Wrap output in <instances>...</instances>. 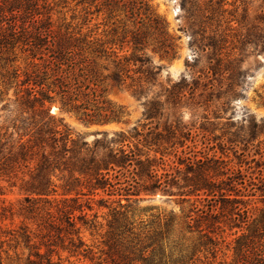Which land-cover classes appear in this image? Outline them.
Listing matches in <instances>:
<instances>
[{
	"label": "trees",
	"instance_id": "16d2710c",
	"mask_svg": "<svg viewBox=\"0 0 264 264\" xmlns=\"http://www.w3.org/2000/svg\"><path fill=\"white\" fill-rule=\"evenodd\" d=\"M49 1L0 0V62L5 69L4 77L9 85L18 82L17 89L24 88L16 93L23 92L21 99L16 100L21 107L22 119L12 126H6V122L0 120V179L25 195L17 208L8 205L1 210V219H18L20 223L17 226L11 223V227L0 226V264L2 254L9 257L10 252L18 254L23 250L28 251L26 264H63L79 256L96 260V264H191L203 247L210 251L215 262L220 252L218 247L225 243V230L217 227L220 229L217 234L214 229L221 223L231 224L230 228L237 230L233 234L232 261L222 260L219 264H264V210L254 217L250 203L243 200L244 197H254L252 191L255 187L264 193V178H261L260 185L249 184L247 195L240 194V190L232 185L236 179L244 183L246 175H242L241 165L250 170L251 164L256 162L250 157L255 148L264 144L259 141L264 136L263 126L245 119L247 126L238 127L222 143L237 149L235 152H240L241 160L240 169L231 172L226 180H219L223 175L220 172L222 163L214 157H204L190 162L189 173L193 176L184 180L189 184L183 188H179L178 180L172 174L159 175L155 159L146 156L142 160L133 151L124 150L123 146L117 150L109 149V143L123 145L126 137L122 135L110 142L96 141L93 146L73 139L63 122L56 121L50 113L48 104L54 103L56 97H59L61 109L75 113L88 123L119 118L112 106H103L107 104L105 100L97 102L105 89L102 88L100 94L93 93L91 102L88 100L89 94L80 90L74 75L76 70L92 66L96 60L109 59L113 71L106 79L111 86L122 87L131 80L127 88L132 89L134 95H143L144 86L155 85L160 75L159 67H151L149 47L153 53L168 56L173 51V38L166 22L146 0H79L78 6L84 7L85 16L106 14V19H115L124 28L126 22L138 20L139 26L133 31L123 28L120 34L116 30L103 32L99 38L91 33L84 34L82 27L76 32L69 26L64 32L55 31ZM213 1L209 0L203 8L198 1L183 0L181 8L184 19L189 23L197 22L195 37H201L205 49L213 51L206 74L210 82L217 83L216 99H223L225 102L221 104L226 106L237 91L243 89L246 76L240 60L230 52H223V41L214 35L206 36L209 21L220 15L213 7ZM222 3L219 1L216 5L221 7ZM258 21L264 26V14ZM19 23L22 24L20 27ZM245 44L260 47L259 52L264 54V35L256 34L250 42L243 41L241 47ZM18 50L29 53L30 70L21 71L15 66ZM131 74H140L142 78L135 81ZM91 79L95 87L105 80L96 74ZM209 85L208 89L212 90L213 83ZM181 89V85L173 86L164 103L160 102L159 96L157 101L149 103L148 118L160 115L165 103L180 100L183 96ZM177 130L178 126L173 131L169 125L165 129L167 135L158 133L153 141L169 143ZM126 166L132 168V172L130 168L127 170L130 178L121 173ZM111 172L117 175L111 178ZM57 174L61 175L58 180L63 181L61 199L54 197ZM64 174L68 176L66 179ZM174 188H185L188 193L185 196L200 200L199 204L192 205L193 215L186 216L189 222L181 227L189 231L196 228L200 234L199 243L191 252L178 243L169 253L164 249L165 240H171L180 224L174 212L165 216L163 221L158 218L146 221L135 214L131 205L122 206L120 201L109 203L98 193L109 198H127L130 193L141 190H160L173 196L171 190ZM82 197H88L84 204L80 202ZM95 206L107 210L102 216L103 222H99L100 215L98 211L94 212ZM82 229L89 231L92 238H100L103 248L99 257L84 240ZM64 253L68 254L65 259Z\"/></svg>",
	"mask_w": 264,
	"mask_h": 264
},
{
	"label": "rangeland",
	"instance_id": "374dc122",
	"mask_svg": "<svg viewBox=\"0 0 264 264\" xmlns=\"http://www.w3.org/2000/svg\"><path fill=\"white\" fill-rule=\"evenodd\" d=\"M78 1H49L52 5L51 15L55 31L64 32L65 27L69 26L71 31L76 32L82 27L84 34H94L93 37L95 38H99L103 32L112 33L116 30L119 34L122 33L124 26L115 19H106V14L85 16L84 7L78 6ZM146 1L166 22L167 30L173 38V51L168 56L153 53L151 47L148 49L152 62L151 67L160 68V75L155 85L144 86L143 95H134L133 90L127 88L131 80H127L122 87H112L106 78L113 71V65L111 60L103 58L96 60L92 66L81 67L82 70H76L74 75L77 76L81 92L89 94L88 100L90 102L94 99L93 93L100 94V90L105 89L103 97L99 98L97 102L105 100L107 104L103 106H112L115 112L119 114V118L108 122L88 123L80 119L75 113L61 109L59 97H56L54 103L48 104L50 113L56 121L63 122L73 139L85 141L89 146H93L96 141L117 140L120 135L126 137L123 145L120 143L111 145L109 143V149L117 150L123 146L124 150L133 151L142 160L146 156L155 159L154 165L159 170V175L166 172L172 174L173 177L177 178L179 188L189 184L184 180L193 176V173H189L190 162L194 163L204 157H214L222 163L220 172L223 175L219 180H226L231 172L240 169L241 160L240 152H235L237 149L223 146L222 143L224 144L238 127L247 126L244 123L245 119L263 126L264 130V54L259 52L260 47L256 48L248 44L241 47L243 41L250 42L256 34L264 35V26L258 21V18L264 14V0L213 1V7L219 10L218 14L220 15H216L212 21H209L208 28L205 30L206 36L214 35L216 39L223 41L225 48L223 52H230L234 58L240 60V66L246 76L242 85L243 89L237 91L226 106L221 104L225 102L223 99H216L219 92L217 83L215 81L210 82L206 74L209 59L213 57V51L205 49V42H202L201 37H195L194 34L198 29L194 25L197 22L191 21L189 23L184 19L185 14L181 8L183 0ZM194 1H198L204 8V4L208 3L209 0ZM219 1H223L221 7L216 5V2ZM136 22L138 20L135 19L126 22L124 29L127 31L135 30L139 26ZM20 25L22 24L19 23V27ZM17 53L18 60L15 66L19 67L21 71L30 70L28 67L29 53H21L19 50ZM94 74L99 76L101 80L105 78L99 87L93 86L90 82ZM4 75L5 69L0 62V120L6 122V126H12L13 123L18 124V121L23 117L21 107L16 102V100L21 99L23 92L18 95L16 93L24 91V88L17 89L15 85L18 82L9 85ZM131 77L135 81L140 77L142 78L140 74H131ZM209 77H211L210 79L213 78L211 75ZM72 82L74 83L73 80ZM210 83L214 85L212 90L208 89ZM176 85L182 87L183 96L181 99L175 100L174 103H165L160 115L155 118H148L149 103L158 99L164 103L168 92ZM86 87L89 89L86 90ZM210 93L214 95L211 96ZM157 96H159L158 99ZM98 105L102 106V104ZM169 125L172 126L173 131L178 126V130L171 141L169 143L165 140L160 141V143L153 141L158 133L167 135L165 129ZM259 141L262 143L264 136H261ZM256 150L257 154L255 153ZM255 151H252L250 158H254L259 163V167L256 162L251 164L252 169L250 170L246 165H241L242 175H246L244 183L241 184L240 179L232 182L235 189L240 190V194L247 195L250 191L248 185L251 183L260 185L261 178H264V165H262L264 164V144H260L259 147L255 148ZM132 167H134V162ZM129 168L132 172V168L127 166L121 171L128 178H130V174L127 172ZM57 175L55 179L57 192L54 197L61 199L63 192L60 187L63 181H59L61 175ZM115 175H117L116 172L110 173L111 178H114ZM67 177V174H64V178ZM256 188L252 191L254 197L243 198L244 201L250 203L249 208L254 217H258L261 210H264V193L256 190ZM171 191L173 196L160 190L152 192L141 190L137 193H130L127 198L117 196L109 198L102 192L98 193L101 198L109 203L120 201L122 206L131 205L136 210L135 214L146 221H155L156 218L163 221L165 216L174 212L180 224L176 226L171 240H165L164 249L169 253L171 247L173 248L178 243L191 252L193 246L199 243L200 234L196 228L189 231L186 228L181 229V227L189 222L185 217L193 215L191 213L193 211L192 205L199 204L200 200L194 196H185L188 194L185 188H174ZM181 194L184 196H178ZM235 194H237L236 191ZM24 196V193L20 192L18 188H11L9 184L0 179V213L4 206L13 205L17 208ZM182 199H186V201L184 202ZM87 200L88 197H82L80 202L84 204ZM96 211L100 215L99 222H103L102 216L107 214V210L98 209L95 206L94 212ZM11 223L14 224L13 226H17L20 221L18 219L10 221L0 218V226L11 227ZM227 224L221 223L214 228L217 234L220 231L217 227L225 230L223 234L225 243L218 247L220 252L217 260L213 262L210 251L203 247L194 256L191 264H219L222 260L232 261L235 237L233 234L237 229H231V224ZM191 226H194V223H191ZM82 236L97 253L96 257H99V251L103 248L100 238H92L90 232L84 229H82ZM173 251L177 253V249ZM67 256V253L63 254L64 259ZM27 257L28 251L26 250L19 251L18 254L10 252L9 257L2 254L1 264H26ZM63 264H96V260L90 261L89 258L79 256L72 257L70 261H65Z\"/></svg>",
	"mask_w": 264,
	"mask_h": 264
}]
</instances>
